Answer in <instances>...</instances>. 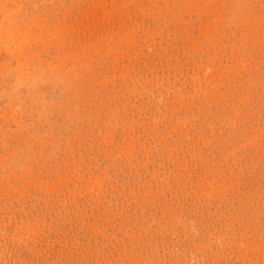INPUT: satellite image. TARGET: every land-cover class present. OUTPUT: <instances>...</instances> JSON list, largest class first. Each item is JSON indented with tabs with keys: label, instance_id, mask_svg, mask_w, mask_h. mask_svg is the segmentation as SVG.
<instances>
[{
	"label": "rangeland",
	"instance_id": "1",
	"mask_svg": "<svg viewBox=\"0 0 264 264\" xmlns=\"http://www.w3.org/2000/svg\"><path fill=\"white\" fill-rule=\"evenodd\" d=\"M0 264H264V0H0Z\"/></svg>",
	"mask_w": 264,
	"mask_h": 264
},
{
	"label": "bare ground",
	"instance_id": "2",
	"mask_svg": "<svg viewBox=\"0 0 264 264\" xmlns=\"http://www.w3.org/2000/svg\"><path fill=\"white\" fill-rule=\"evenodd\" d=\"M7 55H9V54H7Z\"/></svg>",
	"mask_w": 264,
	"mask_h": 264
}]
</instances>
